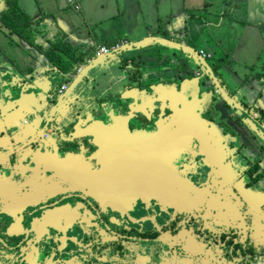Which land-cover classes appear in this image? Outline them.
<instances>
[{"label":"flooded vegetation","instance_id":"af4514ba","mask_svg":"<svg viewBox=\"0 0 264 264\" xmlns=\"http://www.w3.org/2000/svg\"><path fill=\"white\" fill-rule=\"evenodd\" d=\"M8 1L0 0L3 54L7 52L5 44L9 50L10 43V29L2 22ZM13 34L17 42H27L49 62L36 65L37 70L50 74V82L44 84L50 90L36 98L28 97L36 106L26 99L12 101L8 91L13 95L20 90L18 86L26 89L32 69L17 71L9 56L0 55L1 194L25 200L27 197L21 196L36 194L44 177L50 175L54 191L66 192V198L57 204L64 206L56 207L57 212H63L70 222L71 215L82 210L85 222L96 227H92L96 235L93 239L98 242L138 245L143 257L136 256L135 264H264V144L250 142L248 131L233 139L236 128L231 122L232 110H222L228 111L225 120L218 118L209 105L201 110L202 117L222 129L224 139L187 140L183 125L176 123V116L170 113L165 93L150 89L160 83L162 89L168 87L172 75L165 72L178 68L172 60H161L153 52L121 60L98 76L84 77L74 95L65 97L70 75L76 73L70 70V63L85 65L81 62V49L72 47L62 37L42 39L39 29L29 40L21 33ZM49 51L60 63L49 59ZM209 63L216 71L215 63ZM187 70V80L205 78L199 68ZM61 85L64 88L59 91ZM122 87L137 88L142 104L132 111L123 107ZM141 90L149 94L143 95ZM110 99L121 107L112 114H120L121 123L116 126L108 125L106 113L91 111L95 100L104 103ZM65 132L69 133L68 138L75 139L69 148V154L75 155L66 161L62 155L67 151L63 153L61 148ZM140 132L143 135H138ZM91 133L93 136H89ZM31 142L51 149L43 155ZM45 156L51 158L52 172H43L39 164ZM30 158L38 163L31 164ZM190 182L195 191L188 190ZM130 195L136 199L130 200ZM195 198L200 202H193ZM42 205L13 206L14 215L10 207H0V211L6 210L16 218L13 221L0 215V223L6 225L0 224V240L8 241L5 231L7 235L23 233L19 237L26 240L31 238V233L27 234L31 228L36 230L38 226L44 232L39 214L45 209L51 214L53 206L42 209ZM27 210L31 212L29 218L25 216ZM17 211L23 214H16ZM25 257L34 262L32 251Z\"/></svg>","mask_w":264,"mask_h":264},{"label":"water","instance_id":"95a60500","mask_svg":"<svg viewBox=\"0 0 264 264\" xmlns=\"http://www.w3.org/2000/svg\"><path fill=\"white\" fill-rule=\"evenodd\" d=\"M35 22L30 26L33 29L32 33L39 29L35 28L37 26ZM168 32L167 35L148 34L138 39H116L105 52H98L96 47H94V49L83 50V59L81 62L85 63V65H79L78 61H72L70 63V67L74 69L76 73L75 75H70L71 79L66 89V93L68 94L65 97L74 95L77 88L83 84L84 77L90 74L92 76H98L102 70L107 69L113 63L120 62L124 59L128 60L132 57L146 56L149 52H153V55L160 59L172 60L178 67L180 65L184 66L181 71L171 72L172 79L168 82V87L164 86L165 90L162 89L161 83L154 84L155 86H151L150 89L152 92L154 90L157 93H165L168 100V108L171 109L170 113H172V117L173 114L176 116V123L183 125L187 140L196 139L200 141L210 139L213 141H221L224 139L222 129L215 122H211L201 115L202 108L209 105L215 110L213 112L218 118L224 114L225 111H222L224 108L232 110L234 119H231V122L236 128L234 129L235 133L233 139L237 140L239 134L248 131L247 136L251 137L249 141H257L264 144V123L262 124L260 122L262 119L264 120V108L263 112L259 110L256 105V100H254V97L250 94V90L244 88L242 84H236L233 79L225 75V71L222 70L220 73L222 67L214 71L209 60H207L199 50L176 40L172 37L170 29H168ZM181 33L184 34L185 31ZM171 55H173V57L170 58L169 56ZM190 68L201 69L205 78L200 81L199 79L198 81L187 80L185 76L188 74L187 69ZM46 70L48 71L49 69L47 68ZM39 76H42V78ZM49 76L50 74H46L34 68L32 69L31 76L28 78V83H30V85L24 90H21V86H18L20 89L18 92H14L12 95V91L10 90L8 94L13 96L12 98L14 99L12 101H19L21 99L30 100L28 98L29 96L36 98L40 93H47L50 90L44 86L46 82H50V79H48ZM159 85L161 87H159ZM122 88L124 89L122 98L125 102L123 107L132 111L142 104L143 98L137 95V88L130 90L124 87ZM141 93L143 95L149 94L142 92V90ZM106 96L107 95L104 97ZM157 100L159 101V99ZM97 101L98 100L92 102L91 111H102L106 113V116H108L110 120L109 126H116L121 123L119 120L120 114L112 115L114 114L113 111H120L121 107L118 105L117 101L113 99L104 103L100 100L99 102ZM29 102L32 106H36L34 103H31V100ZM176 108H183L184 111H175ZM196 109L199 111H196ZM0 112L2 113L3 111ZM10 128L15 129V126L11 125ZM10 128V133L13 135V131ZM1 132L2 131H0V133ZM67 133L68 132L63 133L61 140L62 152L64 153L67 151L62 155L64 161L75 155V152L69 154V152H72L69 148L72 146L75 139L72 140L68 138L69 133ZM138 135L143 134L140 132ZM89 136H93V134L91 133ZM171 140L173 150V135ZM34 143L35 142H31L30 144L34 147H39L38 150H36L42 151L43 155H45L46 149H51L50 146H46L45 144L41 145ZM30 163L34 164L38 162L30 158ZM51 163V158L49 156L39 159V164L43 168V172L53 171ZM50 178H52L50 175L44 177L45 180H48L45 182L44 179L42 180L40 189L36 194L21 196L24 198L27 197L25 200L20 201L19 197H17V200L7 198L5 194L3 195L0 193V207L5 208L8 206L11 209L10 212L13 206L19 207L22 204H27V208L37 204H43L42 209L43 207L50 208L53 206L51 214H48V209L40 212V225L45 228V231L40 232L38 226L36 230L31 228L29 232H27V234L31 233L30 240H26V237H19L23 233L7 235L5 231V236L9 237V239L8 241H4L3 239L0 240V264H48L49 261L51 263L54 262V264H135L134 261L136 256L143 257L141 248L134 243H130V245L128 243V245L114 244V242L111 241L98 242L97 239H93V237H96L93 228L96 229V227L85 222L84 218H82L85 215L82 210H78L76 214L71 215V218H73L72 221H66V215L63 212H57L56 208H63V204L60 206H57V204L66 198L63 196L66 192H55L53 189L55 188L53 186L54 182L49 180ZM187 188L189 191L196 190L192 182L188 183ZM130 197V200L136 199L135 195H130ZM187 197L188 203H191L192 198L188 192ZM193 202L199 203L200 200L195 198ZM10 212L2 210L0 211V215L5 214L13 221H16L15 216H13L14 213L11 212L13 214L11 215ZM16 214H23V211H17ZM30 215L31 212L27 210L25 216L29 218ZM67 223H69V225ZM0 224L2 226L5 225L4 223ZM29 224H31V222H29ZM103 231L106 233L105 230ZM98 234H100L99 231ZM68 235H73L74 238L72 239L68 237ZM29 250L35 255L33 263H31L32 261H28L25 257ZM185 251L186 250H184V252ZM101 255H103L104 258H100Z\"/></svg>","mask_w":264,"mask_h":264},{"label":"crops","instance_id":"0c3cea01","mask_svg":"<svg viewBox=\"0 0 264 264\" xmlns=\"http://www.w3.org/2000/svg\"><path fill=\"white\" fill-rule=\"evenodd\" d=\"M15 1L36 21L35 28L42 32V39L62 37L81 51L88 49L87 46L94 49L99 44H112L116 39L167 35L168 29L172 37L193 48L212 37L207 42L212 40V45L219 47L218 55L213 56L202 47L200 50L210 54L208 59L214 61L217 69L222 63L240 66L245 82L254 81L256 86L264 88V0ZM212 28L215 33L224 30V37L210 33ZM9 33L8 56L14 69H38L37 63L41 66L49 63L33 46L25 41L17 42L14 32L9 30ZM252 97L258 99L256 105L263 112L264 91L256 96L253 93Z\"/></svg>","mask_w":264,"mask_h":264},{"label":"rangeland","instance_id":"374dc122","mask_svg":"<svg viewBox=\"0 0 264 264\" xmlns=\"http://www.w3.org/2000/svg\"><path fill=\"white\" fill-rule=\"evenodd\" d=\"M69 1H71V0H69ZM72 2V1H71ZM69 4V3H68ZM72 4V3H71ZM6 5L8 6L9 5V1L8 2H6ZM165 10V9H164ZM170 18H172V17H170ZM173 19V18H172ZM211 31H213V28L212 29H210V33H211ZM215 33V31H213V34ZM216 37H224V35H225V31L224 30H221V31H219V32H216L215 34H214ZM197 38H198V36H196ZM202 37V36H201ZM212 38V37H211ZM211 38H206L205 40H204V42L202 43V45L201 44H199V43H196V47L195 48H197L198 50H200V48L202 47V48H204L206 51H209V52H212L211 54L213 55V56H217L218 55V50H219V47H214V45L215 44H213L212 45V40H209V42H207V39H211ZM5 49H6V54L4 53L3 54V52L0 50V55L3 57V55H5L7 58H8V46L5 44ZM13 54H14V52H13ZM170 58L171 57H173V55H171V56H169ZM155 58V57H154ZM156 59V58H155ZM157 60V59H156ZM161 60H163V59H161ZM209 60H211L212 61V59H209ZM164 61H165V59H164ZM217 62V61H216ZM222 64H224V63H222ZM184 66H182V65H180L177 69H170V70H167V72H165L166 74H170L171 75V72L172 71H181V69L183 68ZM218 67H220V69H221V67H222V69H221V71H220V73L222 72V70L223 71H225V75L227 76V77H230L231 79H233L234 80V82L236 83V84H238V85H241L242 84V86L244 87V88H248L249 90H250V94H255V96L258 94V93H260V92H263L264 91V88L262 87V88H260V87H258V86H256L255 84L256 83H254V81H253V83L251 82V83H247V82H245L244 80H243V78H242V76H241V67L239 66V68H237V66H234V65H232V64H230V65H226V64H224V65H219ZM118 70V73L120 74V72H121V69L119 70V68L117 69ZM229 75V76H228ZM246 76V75H245ZM244 77V76H243ZM240 82V83H239ZM244 90V89H243ZM254 100H257L258 101V99H256L255 97H254ZM228 111H225L224 112V114L222 115V116H220V119H222V120H225L226 118H227V113ZM239 126V125H238ZM237 126V127H238ZM250 142H252V141H250ZM256 144H259L258 142H255ZM253 144V143H252Z\"/></svg>","mask_w":264,"mask_h":264},{"label":"trees","instance_id":"16d2710c","mask_svg":"<svg viewBox=\"0 0 264 264\" xmlns=\"http://www.w3.org/2000/svg\"><path fill=\"white\" fill-rule=\"evenodd\" d=\"M2 22L11 31L15 33H21L24 39L29 40L33 31L32 27L30 26L35 22V20L25 14L19 8L15 0H9V5L5 9V13L2 17ZM48 55L50 56V60L60 63V59L56 57V55H53L51 51H49ZM70 70L74 71V69L72 68Z\"/></svg>","mask_w":264,"mask_h":264},{"label":"built area","instance_id":"2783aa9c","mask_svg":"<svg viewBox=\"0 0 264 264\" xmlns=\"http://www.w3.org/2000/svg\"><path fill=\"white\" fill-rule=\"evenodd\" d=\"M108 48H109V46L107 45V47H106L105 44H99L96 46V49L98 52H105L108 50ZM200 53L207 58L210 56L209 53H207L203 50H200ZM62 88H64V85H61V87L59 88V91H61Z\"/></svg>","mask_w":264,"mask_h":264}]
</instances>
